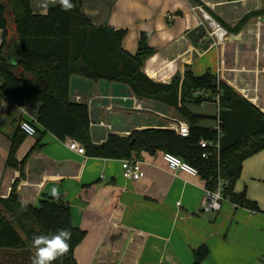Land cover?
<instances>
[{"label":"crops","instance_id":"obj_1","mask_svg":"<svg viewBox=\"0 0 264 264\" xmlns=\"http://www.w3.org/2000/svg\"><path fill=\"white\" fill-rule=\"evenodd\" d=\"M77 1L94 26L124 30L122 48L132 55L141 35L147 36L154 53L142 73L153 82L170 83L174 77L183 78L186 70L196 77L210 73L264 113V0ZM30 2L36 15L59 4ZM199 6L228 31L229 39L211 36ZM255 13L237 29L241 19ZM2 39L0 30V46ZM128 93L114 83L72 79V99L114 96L120 104L112 114L101 112L98 103L92 105L94 144L104 143L108 134L126 137L136 130L168 127L167 118L176 115L158 102L151 104L155 113L133 112L131 102L123 98ZM38 116L39 107H19L0 94V198L7 199L15 187L25 204L37 205L58 188L73 226L85 235L74 252L79 264H195L193 251L202 245L209 255L201 264H264V212L228 200L220 212L203 211V181L182 171L173 174L161 152L136 157L143 162L145 176L127 181L122 160L79 155L50 133L38 141L39 132L35 138L25 137L17 148L18 169L7 167L20 123L30 120L41 131ZM240 178L261 183L264 150L244 162Z\"/></svg>","mask_w":264,"mask_h":264},{"label":"trees","instance_id":"obj_2","mask_svg":"<svg viewBox=\"0 0 264 264\" xmlns=\"http://www.w3.org/2000/svg\"><path fill=\"white\" fill-rule=\"evenodd\" d=\"M72 3L71 11H63L58 4L47 14L36 15L30 0H0V94L19 107H39L42 130L38 141L45 133L63 142L70 138L84 146L86 156L104 159L171 153L198 170L205 189L215 191L220 185L223 197L234 206L260 211L246 191H235V185L244 162L264 150V113L210 73L196 77L186 70L183 78L174 77L170 83L153 82L142 73L154 53L146 35H141L132 55L122 48L124 30L94 26L81 12L80 2ZM258 14L246 15L237 29ZM75 77L114 83L138 98L174 108L178 118L188 123L189 136L181 137L167 128H148L126 137L108 134L104 143L94 144L88 105L71 97ZM211 100L218 103V113L198 111ZM218 121L219 152L202 159L199 143L216 140ZM25 137L21 129L13 137L7 167L18 169L16 151ZM62 228L71 230V248L53 264H79L74 252L85 235L73 226L68 204L61 198L25 204L14 187L7 199L0 198V264H31L33 236ZM193 255L195 264H201L209 250L202 245Z\"/></svg>","mask_w":264,"mask_h":264},{"label":"built area","instance_id":"obj_3","mask_svg":"<svg viewBox=\"0 0 264 264\" xmlns=\"http://www.w3.org/2000/svg\"><path fill=\"white\" fill-rule=\"evenodd\" d=\"M201 14L204 16L205 20L208 22L210 27L211 36L215 38L217 41H221L223 39H229L228 31L222 27L214 18H212L205 10L204 7H198ZM116 97L111 96L108 99H100L96 97L94 99H84L80 96L74 98L76 102H83L88 105L89 115L94 103H98L100 105L99 110L106 114H112L120 110V104L116 101ZM125 100L131 102V111L139 112V113H153V108L151 104L155 103L148 99H141L133 95L131 92L128 96H124ZM219 98V96H218ZM217 98V100H218ZM102 101V102H101ZM254 105V101L251 102ZM216 102V106H217ZM172 108V107H171ZM174 109V108H173ZM175 111V109H174ZM219 109L217 107V113ZM155 113V112H154ZM176 113V111H175ZM158 114V113H157ZM160 115V114H158ZM161 116V115H160ZM165 117V116H163ZM170 121L168 127H164L170 130H173L176 134L181 137H188L190 133V128L187 122L178 118L177 113L175 116H171L167 118ZM100 125L104 126V123H100ZM19 128L28 138H35L38 134L37 127L30 120H23ZM217 132V138L214 141H201L199 143L200 148L202 149V159H207L210 153H218L220 147V137H221V128L219 121L214 126ZM66 147L79 154L86 155V151L84 146H82L79 142L73 139H67L64 141ZM162 159L167 165L168 169L175 174L177 171L185 172L191 176L197 177L199 176L198 170L186 162L182 161L179 157L171 154V153H162ZM143 162L137 159L134 155L130 158L122 160V175L123 178L127 181H139L144 178L145 172L143 170ZM226 199L223 197L221 192V187H219L215 191H210L205 189V197L202 201V209L205 212H220L222 208V202ZM180 203H178L179 206Z\"/></svg>","mask_w":264,"mask_h":264},{"label":"clouds","instance_id":"obj_4","mask_svg":"<svg viewBox=\"0 0 264 264\" xmlns=\"http://www.w3.org/2000/svg\"><path fill=\"white\" fill-rule=\"evenodd\" d=\"M50 2L57 3V0H50ZM58 3L63 11H71L75 7L72 0H58ZM43 6L47 7V3ZM50 195L54 200H58L60 199V190L54 187L51 189ZM71 239V230L64 228L49 235H34L32 247L35 251L31 257V264H53L70 251Z\"/></svg>","mask_w":264,"mask_h":264},{"label":"rangeland","instance_id":"obj_5","mask_svg":"<svg viewBox=\"0 0 264 264\" xmlns=\"http://www.w3.org/2000/svg\"><path fill=\"white\" fill-rule=\"evenodd\" d=\"M148 100L155 102L154 100H151V99H148ZM203 104L205 108L203 109V105H201L200 109H198V111L201 113H209V114L212 113L213 114L217 110L216 103L212 100L210 102L208 101ZM235 187L243 191L245 190L247 198L250 199L251 201L256 202L259 208L261 209L260 212H264V178L261 181V183H258V184L250 182L249 179L240 178L237 181Z\"/></svg>","mask_w":264,"mask_h":264}]
</instances>
